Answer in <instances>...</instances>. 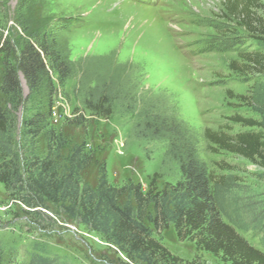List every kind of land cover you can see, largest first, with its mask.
I'll use <instances>...</instances> for the list:
<instances>
[{
  "label": "rangeland",
  "instance_id": "rangeland-1",
  "mask_svg": "<svg viewBox=\"0 0 264 264\" xmlns=\"http://www.w3.org/2000/svg\"><path fill=\"white\" fill-rule=\"evenodd\" d=\"M233 2L247 10L253 31H247L245 15L233 13ZM27 26L53 35L59 47L67 48L71 61L87 62L86 71L63 84L50 74L52 115L48 119L71 145L82 144L93 154L96 165L81 175L83 185H95L100 164L115 187L131 182L145 192L151 181L161 189L177 179L173 166L161 165V142L131 137L137 115L127 112L124 102H117L120 107L115 103L108 118L83 109L82 92H92L98 74H103L124 93L140 81L135 87L137 96L149 98L147 103L175 107L179 118L197 133L200 158L209 173L214 178H233L231 196L251 212L264 210V169L216 150L202 137L210 130L231 137L259 133L264 139V74L246 71L243 61L246 55L264 56V0H0L1 49L18 55L26 40L22 29ZM233 64L238 71L231 70ZM19 80L22 101L12 139L21 154L27 149L21 139L22 122L34 113L38 98L30 94L21 77ZM235 117L260 125L243 126L232 120ZM42 145L39 139V153ZM25 209L8 198L0 185V244L5 252H15L17 261H26L37 245L66 264L127 263L114 248L77 223L52 212L34 217ZM240 216L248 225L250 211ZM238 232L264 253V229ZM158 238L182 262L223 264L219 258L197 251L193 243L178 241L172 228Z\"/></svg>",
  "mask_w": 264,
  "mask_h": 264
},
{
  "label": "trees",
  "instance_id": "trees-1",
  "mask_svg": "<svg viewBox=\"0 0 264 264\" xmlns=\"http://www.w3.org/2000/svg\"><path fill=\"white\" fill-rule=\"evenodd\" d=\"M232 9L238 17L245 15L247 31H253L247 10L235 2ZM22 31L26 40L18 55L11 49L0 48V185L8 198L20 203L31 216L52 212L77 223L99 236L129 264H193L182 262L161 244L158 235L169 228L178 241L193 243L197 251L209 253L223 264H264V253L238 232L264 229V210L251 212V208L240 204V199L231 196L235 188L233 178H214L209 173L200 158L197 133L179 118L175 107L147 103L149 98L137 96L135 87H139L140 81L124 93L116 89L112 78L98 74L95 93L86 90L81 94L83 109L108 118L114 104L124 102L126 111L137 115L131 137L161 142V165L173 166L177 179L161 189L151 181L145 192L131 182L115 187L108 182L105 166L100 164L95 185H83L81 175L96 165L93 154L82 144L71 145L61 130L49 125L48 119L52 115L50 74L63 84L86 71L87 62L71 61L67 48L59 47L57 39L46 31L28 26ZM243 61L246 71L264 74L263 55H246ZM231 70L238 71L234 64ZM19 77L30 94L38 98L34 113L22 122L21 139L27 149L21 154L13 147L12 139L15 115L22 101ZM232 120L248 127L260 125L239 117ZM202 137L216 150L235 154L264 169L261 134L231 137L205 130ZM39 139L43 143L40 153ZM244 209L251 213L248 225L240 220ZM26 257V261H17L15 252H5L0 244V264H66L58 257L48 256L37 245Z\"/></svg>",
  "mask_w": 264,
  "mask_h": 264
}]
</instances>
